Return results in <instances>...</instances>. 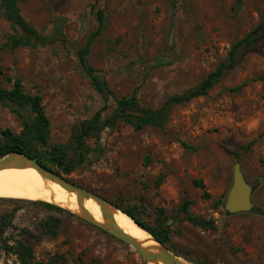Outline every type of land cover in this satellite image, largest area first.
Wrapping results in <instances>:
<instances>
[{
	"label": "rangeland",
	"instance_id": "374dc122",
	"mask_svg": "<svg viewBox=\"0 0 264 264\" xmlns=\"http://www.w3.org/2000/svg\"><path fill=\"white\" fill-rule=\"evenodd\" d=\"M235 1L178 0L175 9L170 0H21L28 20L47 34L59 22L68 43L12 50L7 43L16 32L0 15V86L10 89L20 78L26 91L40 92L52 142L73 152L74 130L103 105L77 56L98 27L99 10L106 27L93 45L90 64L118 96L136 91L144 105L157 108L199 84L236 41L264 20V0H245L236 16ZM158 61L166 64L156 68ZM262 74L264 41L208 95L176 105L165 128L137 130L119 122L99 139H89L93 150L84 162L61 174L116 206L135 207L153 227L167 220L172 229L168 244L191 262L264 264V82L229 90ZM23 126L11 107H0V130L20 133ZM236 162L253 187L255 206L229 213L225 200ZM196 180L204 181L206 190ZM6 198L0 197V217L18 210L5 236L11 244L26 241L33 250L30 264L54 257L56 264H148L129 245L67 210L57 237L31 238L23 230L40 233L39 221L49 210L30 199ZM187 199L189 211L213 218L215 229L186 219L181 207ZM0 264L24 263L0 242Z\"/></svg>",
	"mask_w": 264,
	"mask_h": 264
},
{
	"label": "trees",
	"instance_id": "16d2710c",
	"mask_svg": "<svg viewBox=\"0 0 264 264\" xmlns=\"http://www.w3.org/2000/svg\"><path fill=\"white\" fill-rule=\"evenodd\" d=\"M172 6L177 9L178 0H170ZM245 0H236L233 7L235 16L238 15ZM0 15L4 16L15 30L11 35L8 46L12 50L19 47H44L49 44L61 42L64 45L68 43L62 26L59 22L54 23V32L51 34L39 30L22 12L21 0H0ZM98 27L92 31L85 44L77 51L79 66L89 77L93 88L101 95L103 105L91 117L82 120L79 126L72 134L74 151L63 144L52 142L50 124L51 120L46 114L45 107L42 104V95L40 92L32 94L26 91L22 79L17 78L12 88L0 86V107L9 106L23 119V129L20 133L7 128L0 130V157L13 152L21 151L29 156L37 158L42 164L56 170L61 169L62 174H70L76 165L84 162L88 153L93 148L89 145V139H99L102 132L107 128H113L119 122H125L132 125L135 129L141 130L147 126L165 128L170 119L171 112L176 105H184L196 97L206 96L209 91L217 85L231 71L238 68L246 59L248 54L262 41H264V20L250 30L243 38L236 41L230 48L227 57L196 86L180 94H173L163 105L157 108L146 106L142 103L136 91L128 95L118 96L111 88L109 82L99 75L98 70L90 64L89 55L92 51L95 41L103 34L106 27V17L102 10L97 12ZM164 61H158L156 68L165 65ZM2 68L0 66V72ZM263 81L264 74L257 75L251 79L243 81L241 84L229 88L230 91L237 92L248 86L251 82ZM252 144V143H251ZM100 148V147H97ZM237 161H241L239 152H234ZM195 185L206 190V184L202 180H196ZM209 196V195H208ZM4 200H9L2 197ZM21 199H18V202ZM35 206L43 207L49 210L39 221L38 229L40 233H34L30 230H23L31 238H41L44 235L57 237L64 224L63 213L67 211L57 205L34 200L28 201ZM223 205L224 200L219 201ZM190 200H186L181 207L186 219L193 224L205 228L215 229L216 222L213 218L205 219L193 215L189 211ZM118 207L134 218L137 222L152 233L161 243L167 245L169 249L176 252L169 244L172 229L167 220H162L156 227L149 225L136 211L135 207L119 204ZM14 209L0 217V242L8 251L17 254L24 264H30L29 258H33L32 248L23 239H16L14 244L10 243V237L5 234L10 227H14V218L16 211ZM58 257L52 258L48 263L56 264ZM206 264V263H202Z\"/></svg>",
	"mask_w": 264,
	"mask_h": 264
},
{
	"label": "water",
	"instance_id": "95a60500",
	"mask_svg": "<svg viewBox=\"0 0 264 264\" xmlns=\"http://www.w3.org/2000/svg\"><path fill=\"white\" fill-rule=\"evenodd\" d=\"M22 167H33L39 173L52 181L59 183L62 187L70 192H75L78 198V204L81 207L80 212H75L69 208L60 206L58 204L45 201L54 205H57L67 211H70L87 222L99 227L105 232L111 234L117 239L123 241L129 245L137 254L148 264H189L181 260V255H178L167 245L161 243L152 233H150L144 225L137 222L134 218H131L135 223L149 232L153 239L158 243L157 246H146L141 241H139L133 235L127 233L123 228L119 226L115 219L114 210L120 209L118 206L114 205L109 199L103 197L95 192L87 190L72 181L67 177L62 175L60 172L55 171L48 166L42 164L37 158L29 156L28 154L21 151L10 152L3 157H0V170L6 168H22ZM233 185L231 186L228 196L225 200V209L229 213L250 211L254 208L255 204L253 202V187L249 183L243 173L241 162H236L233 172ZM84 199H93L99 205L102 212L104 221H99L93 217V215L83 206ZM44 201V200H41ZM126 213V212H125ZM127 214V213H126ZM157 249V250H156ZM186 259V258H185ZM187 260V259H186ZM189 261V260H187ZM191 262V261H189ZM193 264H197L191 262Z\"/></svg>",
	"mask_w": 264,
	"mask_h": 264
},
{
	"label": "bare ground",
	"instance_id": "6f19581e",
	"mask_svg": "<svg viewBox=\"0 0 264 264\" xmlns=\"http://www.w3.org/2000/svg\"><path fill=\"white\" fill-rule=\"evenodd\" d=\"M0 197L44 200L69 208L75 212L81 211L75 192H70L59 183L43 177L33 167L6 168L0 170ZM83 203V206L95 219L104 221L102 212L96 201L93 199H84ZM114 214L119 226L127 233L136 237L144 245L151 247L158 245L152 235L139 227L122 209L114 210ZM181 260L185 263L193 264L182 256Z\"/></svg>",
	"mask_w": 264,
	"mask_h": 264
}]
</instances>
